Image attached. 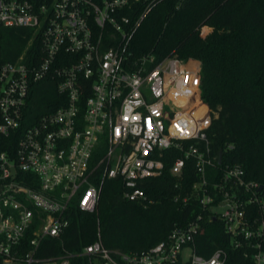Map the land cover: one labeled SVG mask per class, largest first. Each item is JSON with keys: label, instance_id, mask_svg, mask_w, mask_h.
<instances>
[{"label": "built area", "instance_id": "built-area-1", "mask_svg": "<svg viewBox=\"0 0 264 264\" xmlns=\"http://www.w3.org/2000/svg\"><path fill=\"white\" fill-rule=\"evenodd\" d=\"M138 1L0 0V40L2 28L31 30L13 59L0 45V264H226L223 248L197 252L211 219L264 264V187L214 149L217 114L203 99L201 62L133 55ZM41 82L56 96L36 116L30 101ZM167 151L179 154V177L194 161L198 180L184 199L199 201L193 220L141 252L108 248L100 228L81 251L64 246L74 213L98 211L106 180L121 179L128 200H147L141 183L164 172ZM52 240L62 248L46 255Z\"/></svg>", "mask_w": 264, "mask_h": 264}, {"label": "trees", "instance_id": "trees-1", "mask_svg": "<svg viewBox=\"0 0 264 264\" xmlns=\"http://www.w3.org/2000/svg\"><path fill=\"white\" fill-rule=\"evenodd\" d=\"M130 18L135 57L154 54L159 59L174 56L201 62L203 99L217 114L208 131L214 149L222 153L223 162L241 164L247 178L264 187V0H139ZM207 25L213 31L203 37L201 29ZM1 32L0 45L11 59L23 52L31 35L27 28L6 27ZM55 96L52 83H39L31 110L39 115ZM167 155L164 172L141 183L147 200H128L121 179L106 180L98 211L74 213L62 238L64 246L81 251L97 239L100 228L108 248L141 252L193 220L202 208L194 198L184 199L198 180L194 161H187L179 177L171 173L179 154ZM196 242L197 252L206 257L223 248L226 264H255L252 251L247 246L235 248L218 219L203 223ZM61 243L52 240L54 248L44 254L59 252ZM71 264L92 263L77 257Z\"/></svg>", "mask_w": 264, "mask_h": 264}, {"label": "rangeland", "instance_id": "rangeland-1", "mask_svg": "<svg viewBox=\"0 0 264 264\" xmlns=\"http://www.w3.org/2000/svg\"><path fill=\"white\" fill-rule=\"evenodd\" d=\"M212 31H213V27L207 25L201 29V34L203 37H207Z\"/></svg>", "mask_w": 264, "mask_h": 264}]
</instances>
